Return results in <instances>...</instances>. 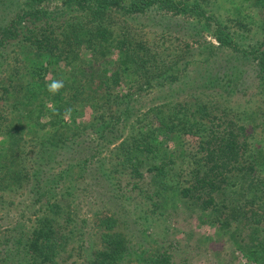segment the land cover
I'll return each mask as SVG.
<instances>
[{"label": "trees", "instance_id": "obj_1", "mask_svg": "<svg viewBox=\"0 0 264 264\" xmlns=\"http://www.w3.org/2000/svg\"><path fill=\"white\" fill-rule=\"evenodd\" d=\"M224 1L0 0V264H120L135 198L189 202L264 264V0Z\"/></svg>", "mask_w": 264, "mask_h": 264}, {"label": "rangeland", "instance_id": "obj_2", "mask_svg": "<svg viewBox=\"0 0 264 264\" xmlns=\"http://www.w3.org/2000/svg\"><path fill=\"white\" fill-rule=\"evenodd\" d=\"M252 5L253 2L245 0L224 1V8L237 7L235 14L238 11L241 13L248 12L253 7ZM261 15H264V11ZM172 39L177 42L186 40L184 36L179 34L172 36ZM207 39L217 43L210 36ZM90 56V50L83 46L80 51V60L85 62ZM30 57L37 59L38 62L45 61L43 57L25 53L23 58L26 63L20 64L26 67L30 66V63H33L30 61ZM48 75L52 76L53 72L50 70ZM25 80L26 82L32 81L28 75H26ZM250 102L252 103V101ZM48 106H52L51 101H48ZM90 113L91 109L87 108L82 120H87ZM169 153L170 149H166L164 155H170ZM180 165L177 164V167ZM124 203L125 208L122 206L121 213L126 220H124L125 230L130 237L131 255H127L120 261V264L141 263L142 259H139L142 256H150L154 253L160 258H164L162 255L168 258L164 264L247 263V257L239 251H235L234 244L229 239L226 228L209 226L207 220L206 222L200 221L198 217L199 209L187 201H181L178 204L174 202V205L168 200L165 209L159 208L154 214L149 211L148 216L143 210L141 198L126 200ZM100 205L101 200L93 191H85L77 197L75 212L79 225L81 227L85 226L84 232L90 231L91 227L86 226L91 225L93 222V219L86 222L84 218H90L92 211L100 209Z\"/></svg>", "mask_w": 264, "mask_h": 264}, {"label": "clouds", "instance_id": "obj_3", "mask_svg": "<svg viewBox=\"0 0 264 264\" xmlns=\"http://www.w3.org/2000/svg\"><path fill=\"white\" fill-rule=\"evenodd\" d=\"M64 86L63 80H53L47 85V90L55 95L58 94Z\"/></svg>", "mask_w": 264, "mask_h": 264}]
</instances>
